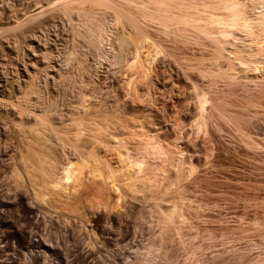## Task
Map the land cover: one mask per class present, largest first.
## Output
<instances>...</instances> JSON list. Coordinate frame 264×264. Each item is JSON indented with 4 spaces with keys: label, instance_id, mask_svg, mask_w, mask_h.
<instances>
[{
    "label": "rangeland",
    "instance_id": "obj_1",
    "mask_svg": "<svg viewBox=\"0 0 264 264\" xmlns=\"http://www.w3.org/2000/svg\"><path fill=\"white\" fill-rule=\"evenodd\" d=\"M60 1L0 0V264L53 260L10 223L67 264H264V33H238L257 50L237 43L246 70L209 38L160 31L146 0ZM42 155L69 158L63 191Z\"/></svg>",
    "mask_w": 264,
    "mask_h": 264
},
{
    "label": "bare ground",
    "instance_id": "obj_2",
    "mask_svg": "<svg viewBox=\"0 0 264 264\" xmlns=\"http://www.w3.org/2000/svg\"><path fill=\"white\" fill-rule=\"evenodd\" d=\"M59 1V0H58ZM75 3L77 2V0H62L60 2H58L56 5L57 6H66V5H69V4H72V2ZM92 1H104V0H92ZM54 2V1H53ZM151 2L154 3V5H151ZM250 5L251 9H255L256 13H254V11L252 13L249 12L248 10V7L247 5L248 4ZM52 4V3H51ZM55 5V7H56ZM54 7V6H53ZM140 12L142 14V17L146 20V21H151V22H154L157 24L158 26V29L160 31H162L163 33H167V34H171L173 36H178V37H182V38H189V39H193V40H200V38H209L211 39V41H214L215 44L219 47V50L221 51V54L226 51H228L229 53L226 54L227 55H230V53L232 54L233 56V63H238V66L240 65L243 66V67H246L248 70L249 67H252V66H255L256 68V65L252 62V61H249V60H246V59H243L242 58V54L241 52L245 50L248 52V56H255V54H257V50H255V47L252 45V44H249L251 43V38H250V42H244V47H246L245 50H243L242 48L238 47L240 44H243V42H241L240 39H242V37L240 38L238 36V33H245L247 34L248 36H251V37H254L252 39V42L253 40L255 41L257 39L256 36H259V34L261 35L262 32L264 33V0H146L140 7ZM250 9V8H249ZM116 13L118 14L119 12H115V17H116ZM119 15V14H118ZM117 15V16H118ZM114 17V20L115 19ZM90 18V17H89ZM156 19V20H155ZM134 20H131L128 22L132 24ZM134 23V22H133ZM136 26L135 24H133V27ZM132 27V26H130ZM209 28H215L217 30H215V32H217V35H214L213 32L214 31H211ZM96 29H102L98 26V28ZM132 29H135L132 28ZM136 29L139 31L138 27H136ZM103 31L105 29H102ZM98 32V36H99V42L102 43V40H107L106 39V35L105 34H100L101 32H99V30H97ZM106 32V31H105ZM258 32H261V33H258ZM104 33V32H103ZM258 33V35H257ZM107 34V32H106ZM103 37H102V36ZM105 35V36H104ZM108 35V34H107ZM240 35V34H239ZM117 37V42H118V45L120 47V49H122V43H123V36L119 33L115 35ZM263 37V34L261 35ZM240 39H239V38ZM260 37V36H259ZM264 38V37H263ZM188 39V40H189ZM238 39L240 41H238ZM106 42V41H104ZM240 42V43H239ZM239 43V45L237 44ZM248 43V44H247ZM254 43V42H253ZM104 44V43H103ZM102 44V46H103ZM247 44V45H246ZM256 45V41L254 43ZM231 46V49L227 50L228 46ZM227 46V47H226ZM230 48V47H229ZM259 48V46L257 47V49ZM121 52V50L119 51ZM136 53V52H135ZM132 55V54H131ZM225 55V54H224ZM226 55V56H227ZM231 56V55H230ZM102 57V55H101ZM228 58V57H227ZM232 58V57H230ZM229 58V59H230ZM228 59V60H229ZM230 61V60H229ZM232 61V60H231ZM252 62V63H251ZM230 64V62L228 63ZM254 64V65H252ZM233 65V64H232ZM231 65V67H232ZM235 66V65H233ZM230 67V68H231ZM239 67V68H240ZM228 68H229V65H228ZM238 68V67H236ZM236 68H233V69H236ZM238 69H236L235 71H240ZM242 68V67H241ZM228 70V69H227ZM225 70V71H227ZM230 70V69H229ZM232 70V69H231ZM230 70V71H231ZM228 71V72H230ZM234 71V70H233ZM232 71V72H233ZM236 73V72H235ZM227 75H231L229 73H226ZM233 74V73H232ZM235 74H233V77ZM232 78V76H229ZM200 99L198 100V105H196L197 107V112L198 114L200 115V117H203V114H204V111L205 110V103L207 102L206 98L204 99V97L201 96L199 97ZM206 100V101H205ZM35 118L33 117V120ZM39 119H41L39 116H38V119H35V123L36 124V120L37 122L41 123L42 121H40ZM42 120V119H41ZM44 122V121H43ZM43 124V123H42ZM46 124V123H45ZM45 124H43L42 126L44 127ZM36 126V125H35ZM40 126V125H38ZM200 126V124H199ZM198 126V128H199ZM49 127V126H48ZM43 130V129H42ZM44 131V130H43ZM78 132V131H76ZM39 133V132H38ZM43 135V134H42ZM75 135V134H74ZM78 135V134H76ZM76 137V136H74ZM59 138V137H58ZM77 139V138H76ZM57 140V139H56ZM59 140V139H58ZM62 140V139H61ZM67 140V139H66ZM76 141V140H75ZM58 142V141H57ZM64 142V141H63ZM62 142L60 141V144ZM76 143V142H75ZM64 144V143H62ZM66 145V144H65ZM30 146V145H29ZM62 146V145H61ZM148 146V144H147ZM146 146V147H147ZM150 146V145H149ZM157 146V145H156ZM63 147V146H62ZM84 147V146H83ZM32 148V147H31ZM160 148V147H159ZM159 148H156L154 145L153 146H150L148 148V155H151L153 157H159L161 154L163 156L164 154V150L163 151H160ZM33 149V148H32ZM62 149V148H61ZM64 149V148H63ZM147 149V148H146ZM161 149V148H160ZM143 150V149H142ZM145 150V149H144ZM32 151V150H31ZM35 151V150H34ZM33 151V152H34ZM32 152V153H33ZM63 151L61 152V154H63ZM142 152V151H141ZM145 152V151H144ZM21 155L22 152L20 153ZM123 154V153H122ZM25 155V154H24ZM90 153L88 154V157H89ZM92 155H95L92 154ZM121 155V154H120ZM119 155V156H120ZM140 155V154H139ZM143 155V154H142ZM147 155V156H148ZM165 155V154H164ZM36 156V155H35ZM38 156V155H37ZM36 156V157H37ZM41 156V155H40ZM43 156V155H42ZM63 157H65V153L64 155H62ZM62 156L60 157V159L62 158ZM125 156V155H124ZM150 156V157H151ZM162 156L159 157L162 158ZM23 157H26L23 156ZM91 157V156H90ZM96 157V156H95ZM95 157L93 156L92 158L95 159ZM123 158V155L121 156ZM120 157V159H121ZM126 157V156H125ZM128 157V156H127ZM126 157V158H127ZM167 157V156H166ZM165 157V158H166ZM22 158V156H21ZM20 158V159H21ZM43 158V160L39 159L37 161L39 162H43V164L46 163L47 160L44 159V156L41 157ZM97 158V157H96ZM164 158V157H163ZM162 158V161H164V159ZM27 157L24 159L27 161ZM46 159H48L46 157ZM91 159V158H90ZM130 159V157H129ZM140 159V158H139ZM151 159V158H150ZM167 159V158H166ZM30 161V159H28ZM53 163V160L49 158L48 161H50ZM59 160V158H58ZM57 160V161H58ZM62 160V159H61ZM61 160H59V162H57V166L53 163L51 164V162H47V164L45 165H41L40 167H38L36 164H32V165H36L38 167V169H40L39 171L41 172L42 171V175L41 176L43 179L45 178H48L49 175H46L45 173L46 172H49V174L51 175V177L53 178L50 182H47L48 180L46 179V182L48 183V187L52 184V188L56 187L57 185H61V184H66L67 185V182L68 180H70L71 178V174H72V169L69 167L70 166V160L69 158H64V161L60 162ZM126 160V159H125ZM142 160V159H141ZM155 160V159H154ZM153 160V162H154ZM158 160V159H157ZM20 161V160H19ZM28 161V162H29ZM93 161V160H92ZM98 161V159H97ZM96 161V162H97ZM124 160H122L123 162ZM127 161V160H126ZM23 162V161H22ZM28 162H25V163H22V164H26ZM33 162V161H32ZM30 162V163H32ZM56 162V161H54ZM94 162V161H93ZM134 162V161H133ZM152 162V161H151ZM19 163V162H18ZM17 163V164H18ZM63 163V164H62ZM127 163V162H126ZM130 163V162H129ZM144 163V162H143ZM163 163V162H162ZM20 164V163H19ZM60 164V165H59ZM93 164V163H92ZM149 164V163H148ZM147 164V166H148ZM152 164V163H151ZM27 165V164H26ZM26 165H22L23 167L26 166ZM30 166L32 167L33 169H35V167L33 166ZM96 165V164H95ZM123 165V164H122ZM126 165V164H125ZM129 165V164H128ZM132 165H135L136 166V169L137 171H139L141 169V163L139 162L138 163V160L134 162V164ZM157 165V164H155ZM91 166V165H89ZM94 166V165H92ZM97 166V165H96ZM95 166V167H96ZM131 166V164H130ZM150 166V165H149ZM153 166V164H152ZM21 167V166H20ZM94 167V168H95ZM125 167V166H124ZM22 168V167H21ZM146 168V166H145ZM150 168V167H149ZM156 168V167H155ZM32 169V171H33ZM37 169V168H36ZM35 169V171H37ZM90 169V168H89ZM93 170V168H91ZM135 169V168H134ZM153 169V168H152ZM17 170V169H16ZM142 170V169H141ZM31 171V170H30ZM99 171V170H98ZM156 171V170H155ZM188 171L189 170H185L184 172V175L186 176L188 174ZM94 172V171H93ZM108 172V171H107ZM191 171H189L190 173ZM97 173V172H95ZM31 174V173H30ZM39 174V172L37 173ZM41 174V173H40ZM93 174V173H92ZM98 174V173H97ZM47 176V177H44ZM183 175V174H182ZM30 176V175H28ZM27 176V177H28ZM32 176V175H31ZM36 176V175H35ZM38 176V175H37ZM93 177L95 176L94 174L92 175ZM110 176V175H109ZM114 176V175H112ZM39 177V176H38ZM37 177V178H38ZM40 177V179H41ZM49 177V178H51ZM108 177V176H107ZM181 177V176H180ZM183 177V176H182ZM33 180L35 179L34 177H32ZM109 178V177H108ZM114 178V177H113ZM38 179V180H40ZM74 179V178H73ZM72 179V180H73ZM110 179V178H109ZM126 179V178H124ZM111 180V179H110ZM41 181V180H40ZM114 181V180H113ZM112 181V182H113ZM33 182V181H32ZM36 182V180H35ZM42 182V181H41ZM40 182V183H41ZM44 182V180H43ZM42 182V183H43ZM39 183V185H40ZM46 183V184H47ZM128 183V182H127ZM44 184V185H46ZM113 184V183H111ZM115 184V183H114ZM32 185V184H31ZM35 185V184H33ZM38 185V184H37ZM64 185V187L66 186ZM128 184H126L127 186ZM41 186V185H40ZM130 187V185H128ZM33 187V186H32ZM42 187H45V186H42ZM41 187V188H42ZM47 187V189H48ZM62 186H60L59 189H62L63 191V187L61 188ZM46 188V187H45ZM57 188V189H58ZM67 188V187H65ZM64 188V189H65ZM43 190V189H42ZM41 190V192H35V193H32V198L36 199L37 200V197L40 198V199H44L43 195L45 194L43 191ZM39 191V190H38ZM65 191V190H64ZM69 191V190H68ZM42 193V194H41ZM65 193V192H64ZM63 193V194H64ZM53 194V193H52ZM56 194V193H55ZM62 194V195H63ZM65 196V195H63ZM67 198V197H66ZM32 199V200H33ZM43 199H42V203H43ZM34 200V201H36ZM47 202V201H46ZM39 203V202H37ZM40 203H41V200H40ZM45 203V202H44ZM25 212H26V209L24 208L23 209ZM30 210V209H29ZM10 228H12L14 230V233H15V236H16V239H17V242L19 244V246L22 248V249H27L28 247L30 246H33V245H39L40 248H42V253L46 252L51 256H53V260L51 262V264H67L69 261H67L65 258V255L62 253L61 250L59 249H56L55 248V245H53L52 243H44L42 240H35L34 239V234H29V235H26L22 229H19V228H16L14 227L11 223L9 225ZM39 238V237H38ZM2 239V238H1ZM0 239V241H1ZM46 241H49V239H45ZM36 247V246H35ZM30 248H33V247H30ZM29 250V249H28ZM38 251V250H37ZM30 252V251H29ZM26 253V252H24ZM40 253V252H39ZM31 254V253H30ZM47 254V255H48ZM41 254H38L37 252L36 253H33L31 255V258L32 260H38L39 257L41 256H44V255H41ZM28 256V255H27ZM26 257V256H25ZM30 257V256H29ZM27 260V259H26ZM70 263V262H69ZM13 264V263H12Z\"/></svg>",
    "mask_w": 264,
    "mask_h": 264
}]
</instances>
